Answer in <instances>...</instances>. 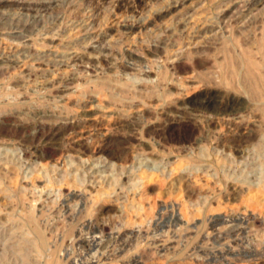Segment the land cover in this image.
<instances>
[{
  "label": "rangeland",
  "instance_id": "1",
  "mask_svg": "<svg viewBox=\"0 0 264 264\" xmlns=\"http://www.w3.org/2000/svg\"><path fill=\"white\" fill-rule=\"evenodd\" d=\"M39 1L0 25V264H264V94L221 72L264 92V0Z\"/></svg>",
  "mask_w": 264,
  "mask_h": 264
},
{
  "label": "bare ground",
  "instance_id": "2",
  "mask_svg": "<svg viewBox=\"0 0 264 264\" xmlns=\"http://www.w3.org/2000/svg\"><path fill=\"white\" fill-rule=\"evenodd\" d=\"M187 1H190V0H173L172 2L168 3V5L162 7L156 14V16L158 17V19L160 18H165L167 16H169L171 13L173 12H176L179 10V8H181V6L183 4H185ZM46 4V3H45ZM43 3H41L39 0H0V25L2 24H9L11 26V34L15 35L16 37H24V34H25V31L24 34L22 33L21 29H26V28H32L34 26V24L30 21H25V22H22L25 18L24 17H21V14H26V13H31V12H38L39 10H41L42 8L46 7L47 5H45ZM12 9H16L19 13V16L22 18H24L23 20L20 21V17H15L17 15V12L15 11L14 15H11L10 14V11ZM30 15V14H29ZM29 19V17H28ZM27 19V20H28ZM31 19V18H30ZM33 19L34 16H33ZM32 19V20H33ZM126 21V20H125ZM22 22V23H21ZM37 22V21H36ZM6 25V26H7ZM136 25V24H135ZM135 25L132 23V22H124L122 24V27L125 28V29H132V28H135ZM32 26V27H31ZM77 26V25H76ZM84 26V25H83ZM88 26V25H87ZM3 27V26H2ZM1 27V28H2ZM36 27V26H35ZM82 27V26H81ZM202 27V26H201ZM8 28V27H6ZM34 28V27H33ZM137 28V27H136ZM152 28V27H151ZM158 29V28H157ZM82 30V29H81ZM5 33V32H4ZM27 33V32H26ZM30 33V32H29ZM6 34V33H5ZM85 34V33H84ZM83 35V34H82ZM81 35V37H82ZM26 36V35H25ZM89 38V37H88ZM18 39V38H17ZM20 39V38H19ZM23 39V38H21ZM92 39V38H91ZM95 39V38H93ZM25 40V39H24ZM17 41V40H16ZM27 41H29L27 39ZM85 42V41H84ZM88 42V41H87ZM86 42V43H87ZM196 49V48H195ZM200 51V49H199ZM185 53V52H184ZM223 53V52H222ZM228 53V52H227ZM230 55V54H228ZM227 55V56H228ZM236 55V54H235ZM105 56V55H104ZM181 56V55H180ZM63 57V56H62ZM110 57V56H109ZM186 57V56H185ZM182 58V57H181ZM227 58V57H226ZM68 59V58H67ZM94 59V58H93ZM198 59V58H197ZM92 60V59H91ZM100 60V59H99ZM109 60V59H108ZM107 60V61H108ZM184 60V59H183ZM204 60V58H203ZM230 60V59H229ZM231 64H230V69L226 67L225 65V69L223 68V70H221L222 72V75L227 78L228 77V74H230L231 76H239V77H249L252 80V82H250V84L248 85V89L251 93V95H253L254 97H261L264 92H263V88L262 86L260 85V83H258L257 81H254V75L252 73V68L254 65H257V62L255 60H253L252 58H249L248 56L244 55V54H240L237 55V56H231ZM0 61H2V59H0ZM68 61V60H67ZM194 61V60H193ZM57 62V60H56ZM73 62V61H72ZM207 62V61H206ZM62 63V62H61ZM243 63V64H242ZM64 64V63H63ZM94 64V63H93ZM109 64V63H108ZM59 65V64H58ZM243 68V71L242 69H239L238 66H240ZM184 67V66H182ZM200 67V66H199ZM187 68V67H186ZM180 69V67H179ZM72 77V76H71ZM244 78V79H245ZM69 79V78H68ZM247 79V78H246ZM245 79V80H246ZM238 80V79H237ZM239 82V81H238ZM72 83V82H71ZM239 84V83H238ZM242 85V84H241ZM237 86V85H236ZM247 87V85H246ZM247 89V88H246ZM247 89V90H248ZM62 90V89H61ZM60 90V91H61ZM214 91V90H213ZM242 91V89H241ZM245 91V90H244ZM246 92V91H245ZM216 93V92H214ZM214 96V94H213ZM215 96L218 97V95L216 94ZM214 96V98H216ZM210 101V100H209ZM214 101V100H213ZM233 101V100H232ZM183 119V118H181ZM190 119V117L188 118ZM192 119V118H191ZM176 120V119H175ZM190 122V120H188ZM185 124V123H184ZM191 124V123H190ZM189 126V124H187ZM185 126V125H184ZM187 126V127H188ZM193 127V126H192ZM195 127V126H194ZM193 127V128H194ZM188 128H191V127H188ZM195 129V128H194ZM172 131V130H171ZM183 131V130H182ZM181 131V132H182ZM179 135V134H178ZM191 137V136H190ZM190 141V140H189ZM213 219V217H212ZM104 229H107L106 227H103ZM122 232V231H121ZM120 232V233H121ZM119 233V234H120ZM124 235V233H123ZM126 236V235H125Z\"/></svg>",
  "mask_w": 264,
  "mask_h": 264
}]
</instances>
